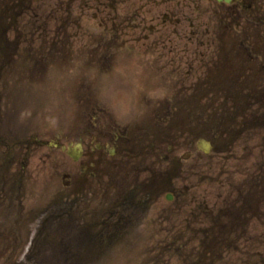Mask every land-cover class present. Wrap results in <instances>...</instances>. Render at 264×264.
Wrapping results in <instances>:
<instances>
[{"label":"flooded vegetation","instance_id":"flooded-vegetation-1","mask_svg":"<svg viewBox=\"0 0 264 264\" xmlns=\"http://www.w3.org/2000/svg\"><path fill=\"white\" fill-rule=\"evenodd\" d=\"M45 1L0 0V67L9 68L23 81L29 77L20 75L19 68L25 69V64L18 67L19 64L25 58V61H35L30 56L33 51L29 50V12H45L40 5L34 8L36 2ZM66 1L64 4L63 0H55L54 22L63 9L74 12L72 6L75 8L76 0ZM138 7L132 20H125L130 12L122 13L121 26L134 22L133 29L139 32V40L108 41L104 46L107 62L113 54L111 49H118L123 55L131 53L129 49L137 54L144 49V54L150 56L137 62L138 68L144 71L141 78L160 76L161 80L185 81L190 85L183 84L176 93L179 96L187 93L188 97L173 101L164 97L159 102L144 99L143 118L118 121V124L86 119L47 134L41 145L55 142V153L50 156L61 160V186L54 191L57 201L48 203L40 212L47 213L48 217L71 214V235L76 242L73 256L107 254L115 249L117 242H139V254L146 249L147 241L172 242L174 223L188 227L193 186L189 188L186 183L188 174L202 172L204 169L200 167L205 157L212 155L204 152L207 141L213 145L219 161L223 153L231 150L232 157L249 162L241 170L246 174L242 179L234 171L214 170L216 182L220 176L230 175L229 191L226 193L227 188L221 192L226 194L221 196V202L231 209L229 217L235 222L229 228L234 232L225 235L232 240H264V0H139ZM142 9L163 12L150 19L152 25L159 22L166 29L175 28L174 23L181 26V30H175L184 44L157 40L142 45L140 30L149 23L148 19H141L138 11ZM187 12H197V21L191 20ZM205 13H217L219 39L202 45L190 44L189 26L195 28L194 33L198 32L200 16ZM60 21L62 18L56 23ZM58 28L61 26L56 27L54 41H40L37 46L38 62L43 68L46 63L57 64L65 55H70L72 47L68 42H58L63 41L61 37L65 39ZM174 43L182 53L174 51ZM225 83V89L213 88ZM6 97L7 105H12V95L7 93ZM206 97L214 98L211 103H202ZM105 107L104 104L98 110L90 108L88 116L95 118L92 113L99 116ZM210 107L215 111L209 112ZM226 112L231 113L230 117L224 116ZM210 113L216 118L215 124ZM206 132H211L213 139ZM28 140L29 133L17 142ZM73 144L82 146L80 154L72 148L77 159L69 155ZM55 204L64 206L59 208ZM219 214L223 217L227 211L221 208ZM39 232L36 235L46 236L48 240L61 238L60 234ZM165 246L170 247L172 243ZM149 247V253L155 256L156 251L168 249L159 248L158 244Z\"/></svg>","mask_w":264,"mask_h":264},{"label":"rangeland","instance_id":"rangeland-1","mask_svg":"<svg viewBox=\"0 0 264 264\" xmlns=\"http://www.w3.org/2000/svg\"><path fill=\"white\" fill-rule=\"evenodd\" d=\"M67 2L63 0L64 4ZM54 3L55 0H46L40 4L36 2L34 8H38L40 5L41 8L44 7L45 12H37L41 15H37L36 12H29V33L31 30L46 31L48 29L54 31V26L60 25L61 28L58 29L64 34L65 39L61 37L63 41L58 42L60 44L68 42L72 47L70 55H65L64 59L57 64L46 63L43 68L38 62L37 54L39 51L37 46L41 43V40H31V37H29L28 41L31 46L29 50L33 51L30 56H34L35 61H26L25 69L19 68L18 72L20 75L24 74L36 81H31L28 87L22 88L27 91V95H24L25 92L19 97L16 96L15 106L13 107L10 104L7 105L5 94L6 92L8 94L15 93L14 87L23 86L19 85L18 82L24 83L25 81L14 80L12 77L17 76L11 73L8 70L9 68L1 70V73H8V77H3V80L0 81V89L6 90L1 100L0 129L1 134L8 142H0V180L3 183L1 190L3 192L5 186L9 188L8 182L11 181V178L13 181H18L23 191H25V196L21 201L24 210H26V207L30 209L31 205L35 207L38 205L44 206L45 203L51 201L53 186L57 184L56 162L52 161L51 163L46 159L43 153L44 150L36 142L38 138L40 139V137L47 135L55 127L62 128L74 121L90 119L92 122L100 120L101 123L118 124V121L126 122L127 120L143 118L144 109L142 108V103H145L144 99L149 98L157 102L164 97L171 101L175 98L176 100H181L188 97L187 93L185 96H179L176 93L177 90L185 83L190 85L185 81L161 80L160 76L151 75L152 77L144 76L141 78L144 71L138 68L137 62H141L150 56V54H144V49L139 54L133 53V49H129L128 51L131 53H127V55H123L118 49H111L113 54L111 55V60L107 62L104 46L108 41L139 40V32L133 29L134 22L129 23V26L125 25L128 28L126 31H121V29L125 28L121 26L123 24L121 23L122 13L130 12L131 14H126L125 20L135 18V13L133 12H136L135 10L139 8V0H76L75 8L74 5L72 6L74 12L63 9V11L58 13L57 21L62 18V22L58 23H56L57 21L54 22ZM138 12H141V19H148L149 22L140 30L142 45L157 40H172L179 44L183 43L184 39L177 37L176 34L179 36L180 34L175 30V28L181 30V26L174 23L175 28L170 26L166 29L159 22L153 23V25L150 23L152 17H159L163 12H147L146 9ZM35 13L36 16H33ZM187 13L191 20L197 21V17H199L197 12ZM217 19V13L201 15V25L198 32L194 33L195 28L189 26V31L187 32L189 43L199 42V45H202L203 43L219 39L217 36ZM55 38H57L56 35ZM47 40H50L47 42H52L55 39L50 34L47 36ZM33 44L34 47H32ZM200 50L204 49L201 48ZM174 51L182 53L183 50L174 43ZM190 57H193L192 51H190ZM135 73L138 75L136 76ZM5 79H9L11 83L5 81ZM44 79L45 81L42 82ZM196 88L202 89L204 87L198 86ZM213 88L215 90L225 89L226 83L216 84ZM81 91H83V94ZM212 98L214 97L203 98L202 103H208L209 101L211 103ZM221 99L224 100L225 98L222 97ZM104 104L106 105L105 110L99 116L96 113H92L96 119L88 116L91 114L90 108L93 107L94 110H98ZM226 108L230 110V107L226 106ZM209 109V112L215 111L211 107ZM225 115L230 117L231 113L226 112ZM147 116L150 117L149 115ZM209 116L213 117V119L215 118L213 114ZM228 117L225 118L230 120ZM6 119L7 121H5ZM3 122L7 123L3 124ZM215 122L216 118L213 120L214 124ZM210 127L213 128V126ZM23 130H25L24 134ZM214 130L215 127L213 128ZM28 132V144H16L20 137H26ZM206 135L213 139L211 132H206ZM53 145L54 143L51 142L45 151H51L54 147ZM220 158V161L219 157L216 159L215 154L206 156L204 165L200 167L204 170L200 173L192 172L191 174L189 173L190 175L188 174L189 182L186 185L189 188L193 186L188 205V227L184 224L183 226L182 224L178 226V222L174 223V231L171 234L175 236L170 247L165 245L171 242L159 239L147 241L146 249H143L140 254L138 252L139 255L137 254L136 260L138 259V264H156L157 261L158 264H264V240L255 241L254 243L258 244L253 247L250 241L232 240V237L225 235V233L231 234L234 232V230L231 231L229 228L230 224L235 222L234 219L229 217L231 209H228L227 205L221 202L223 199L221 196L226 195L223 194L224 191L227 188L226 193L229 191L230 175L227 177H224V175L220 176L217 182H215L214 178V170L221 168L222 170L236 172V176L242 179L246 174L242 173L241 170L246 168L249 162L232 157L231 150L223 153ZM227 183L228 187L226 186ZM43 187L51 195L42 192ZM20 195L21 193L11 194L14 197ZM21 204L13 203L11 199L9 209L6 206L4 207V205L0 206V223L16 222L17 215L21 212ZM5 205H8V203H5ZM221 208L227 211V214L223 215V217L219 214ZM44 218V214L42 216L37 213L36 217L28 222L25 232L27 233L28 230L29 234H32L31 236L29 235L28 241L39 230ZM182 227L185 233L184 238L181 235ZM41 229L45 233H49L53 229V225L44 226L42 224ZM176 233L179 234L176 235ZM162 236H165V234ZM162 236L160 239H162ZM217 236L220 239L226 236L229 241H226L228 240L227 238L224 241L229 243L220 247ZM25 238L26 236L23 235L22 240L24 241ZM11 239L13 241L8 244L3 243L0 245L3 246L0 247V253L6 250L7 245L9 248V245H13L14 242H16L17 248L16 238L12 237ZM208 239L210 241H207ZM42 242H44V239L39 243ZM155 244H158L159 248L168 247V249L165 251L157 249L155 256L153 253H149L151 252L149 246H155ZM209 244L213 246H209ZM141 247L143 248L144 245H141ZM216 255L220 256L219 263H216ZM117 257L121 258V255L118 254ZM111 258L113 262L109 264H127L125 260L120 261L121 259L119 260L113 256Z\"/></svg>","mask_w":264,"mask_h":264}]
</instances>
